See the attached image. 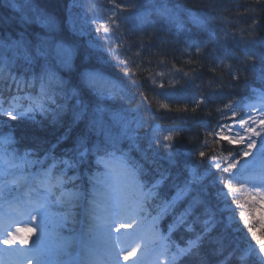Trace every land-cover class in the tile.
<instances>
[{"label": "snow or ice", "instance_id": "snow-or-ice-1", "mask_svg": "<svg viewBox=\"0 0 264 264\" xmlns=\"http://www.w3.org/2000/svg\"><path fill=\"white\" fill-rule=\"evenodd\" d=\"M28 2L29 0H25L26 4ZM150 2L152 7L146 14L155 12L178 29L183 28V21L175 9L168 7L167 0ZM12 7L20 13V22L24 29L14 36L11 33L7 36L0 35V83L9 81V92L13 85L16 89V94L10 95L7 99L0 93V116H7L9 120L15 121L18 118L34 120L36 113L44 116L50 114L53 122H56L57 118L69 109L70 102L74 101L71 105L73 123L83 122L88 135L82 134L78 138L77 148L74 150L75 157L61 160L51 157V162L48 163L47 155L40 159L34 152L25 151L20 154L16 148H10L16 143L14 128L6 121H0V202L9 209L0 217V244L11 247L17 241L21 245L28 243L26 237L17 234L33 229L16 227L17 234H13L11 231L15 223L13 213L26 217L25 224L35 220L37 216L40 218V223L36 225L40 228V237L33 247L27 251L0 249V264H19L18 258L26 259L29 254L33 255L37 264H53L51 260L53 250L46 245V239L53 234L49 226L55 229L74 223L76 214L73 210L81 206L85 200L88 205L85 208L87 232L99 234L104 240V259L99 264H120L121 259L127 262L137 255L141 245L144 246V252L141 253V259L133 261V264H143V255L151 244H156L153 264H177L182 258L193 257H200L198 264H208L200 255L201 249L220 223L217 220V211L223 212L229 208L228 197L238 191L233 186V181L264 189V91L258 93V104L244 105L248 112L239 120L234 118L241 110V102H237L235 107L229 103L224 109L218 108L217 111L221 112L220 120L231 119L232 123L218 121L215 127H205L206 136L214 139L210 143L205 138L196 151H179L172 143L183 129L170 128L167 134L162 136L159 134L161 129H153L149 148L152 144H160L167 149L168 163L182 165L185 179L182 185L176 186L175 195L171 199L156 205V215L151 216L149 220L150 202L158 197V189L167 177L161 173L160 179L150 186L146 185L140 179L143 166L130 156L133 148L140 151L138 130L143 126V118L138 114V109L106 106L104 103L118 96L126 98L125 88L117 81L105 77L99 69L87 66L85 64L88 60L87 55L81 59L83 70H78L73 62L77 46L74 43H66L67 37L60 33L55 18L43 14L36 8H31L32 15H29L24 7L16 3H13ZM132 7L135 8L137 5L133 4ZM115 16L116 13L112 12L108 17L111 26L107 23L102 26L104 33H120V24L113 19ZM189 19L197 25L206 23L196 16H190ZM32 24L44 32H29L27 26ZM96 31L99 32L100 28ZM105 40L116 43L117 48L124 47V41L121 39L106 36ZM89 47L95 48L96 44L89 42ZM128 50L130 51V48ZM109 55L116 59L117 65H125V76L129 71L133 75L136 74L129 59H121V54L115 50H109ZM139 67V64H136V68ZM13 69H17L20 75ZM74 71V82L61 75L62 72L71 75ZM156 75L163 76L164 73L157 72ZM184 75L187 76L188 73ZM148 79L153 85L158 84L162 89L165 87L163 82L158 83L152 76ZM261 79H264V72ZM25 89L37 91L33 93L24 91ZM156 95L163 96L170 103L180 102L174 99L175 93ZM207 99L193 97L192 102L198 107L201 104L206 105ZM144 100L147 102L148 97L144 96ZM148 107H152L151 103ZM196 107L192 108L193 112L196 111ZM254 107L259 110L258 116L251 112ZM160 108L171 111L169 104H161ZM183 111L187 112V107ZM4 128L8 131L4 132ZM92 136L95 139L91 141L90 149L87 145ZM253 137L259 138L256 155L252 161H246L238 172H233L240 163L237 157H247L251 155V149L256 148L257 139ZM125 141L128 142L127 151L122 148ZM221 142L228 145L239 144L243 147L235 153L230 148H222L219 152L212 148L216 159L211 161L210 168L217 171L212 173L209 168L206 173L200 172L206 151L212 145ZM225 152L227 155H224ZM90 153L95 155L94 163L97 167L88 176L90 187L85 188L82 184L76 183L81 180L78 173L73 175L68 173L69 170L78 169ZM197 155L201 158L200 161H197ZM142 159L147 160L146 154H142ZM101 166L104 169L102 172L99 170ZM223 173L228 175L225 176ZM209 176L212 177L211 186L222 185L215 192L216 204L208 194L210 185L205 183ZM13 192L15 195L9 200L8 196ZM193 192L197 195L191 196ZM261 199L264 200V193H261ZM220 204H223L222 208ZM54 205L63 211L54 212ZM180 205L183 206L177 210ZM169 214L172 215V220L168 225V235H163L157 225ZM243 215L241 213L242 219ZM128 228L133 230L121 232L122 229ZM179 229L190 235L184 246L176 244L175 250H172L171 235ZM113 230L121 235L114 237ZM252 235L256 238L254 232ZM215 243L217 246L213 248V254L221 257L217 264H233V261L235 264H246L248 255L254 251V246L249 242L247 252L230 251L225 254L223 237H217ZM256 243L261 245L259 253H264V244H261L259 238H256ZM71 244V238H62L58 247L66 250ZM92 255L95 253L92 252ZM56 264L60 262L57 261ZM91 264H95V261ZM259 264H264V260H260Z\"/></svg>", "mask_w": 264, "mask_h": 264}, {"label": "trees", "instance_id": "trees-1", "mask_svg": "<svg viewBox=\"0 0 264 264\" xmlns=\"http://www.w3.org/2000/svg\"><path fill=\"white\" fill-rule=\"evenodd\" d=\"M13 3L24 5L29 15H32L30 9L36 8L43 14L55 18L60 33L67 37L66 43H74L77 46V54L73 62L78 70H83L81 59L87 55L88 60L85 61L87 66L99 69L105 77L117 81L125 88L126 98L118 96L104 103L106 106L138 109V114L143 118V126L138 130L140 151L133 148L130 156L143 166L140 179L146 185L150 186L160 179L161 173L167 177L158 189V197L150 202L149 211L152 210L151 212L156 213L157 204L171 199L175 195L176 186L182 185L185 179L182 165L168 163L167 149L160 144H152L149 148L153 129H161L159 133L161 136L167 134L170 128L183 129L172 143L179 151H196L205 138L210 143L214 139L206 136L205 127H215L218 121L232 123L231 119L220 120L221 112L217 111L218 108L224 109V106L229 103L235 107L237 102H241V110L237 112L236 117L243 116L248 112L244 105L258 104V93L264 91V79H261L264 72V59H262L264 58V0H167L168 7L175 9L183 21L181 29L155 12L146 14L152 7L150 0H126L123 5H119V8L114 6L115 10L110 8V5L117 3L116 0H88L81 6L78 0H29L27 4L25 0H0V35L7 36L11 33L14 36L16 34L9 27L10 24L5 21L8 16L14 19L12 23L18 27V31L24 29L20 22V13L6 9V6ZM133 4L137 7H132ZM112 12L116 13L113 19L120 24V33H104L103 31L102 26L106 23L111 26L108 17ZM190 16L199 17L206 23L193 24L189 19ZM97 28H100L99 32L96 31ZM27 29L29 32H44L35 24L28 25ZM106 36L123 40L124 47L117 48L116 43L105 40ZM89 42L96 44V47L90 48ZM109 50L120 53L121 59H129L136 74L133 75L129 71L125 76V65H117L116 59L109 55ZM136 53L139 55L137 56ZM136 64L140 67L136 68ZM13 71L20 75L17 69ZM157 72H163L164 75L157 76ZM184 73L188 75L185 76ZM61 75L74 82L75 71L71 75L63 72ZM149 76L155 78L158 83L163 82L165 87L162 89L158 84L153 85L148 79ZM8 84L9 81L0 83V93L6 99L16 94L14 85L11 92L8 91ZM24 91L35 93L37 90L25 89ZM156 93H175L174 99L180 102L170 103ZM144 96L148 97L147 102ZM193 97L208 98L206 105L201 104L196 107L192 102ZM149 103L152 105L151 108L148 107ZM72 104L74 101L70 102L69 109L61 114L56 122H53L50 114L44 116L36 113L34 120L18 118L15 121L9 120L7 116H0V121H6L14 128L16 143L10 148H16L20 154L25 151L34 152L40 159L47 155L48 163L51 162V157L57 160L75 157L74 150L77 148L78 138L82 134H88L83 122L73 123ZM161 104H169L171 111L160 108ZM185 107L188 109L187 112L183 111ZM193 107H196L195 112L192 111ZM254 110L256 111L257 108H252L251 112ZM3 131L7 132L8 129L4 128ZM94 139L95 137L92 136L88 141L87 146L90 149L91 141ZM242 147L243 145L238 144L237 146L228 145L226 142L212 145L201 162L200 172L206 173L211 161L216 159L212 148L215 152L221 151L222 148H230L235 153ZM122 148L125 151L128 150L127 141L122 144ZM257 151L258 149L253 148L251 155L237 157L240 163L233 172H238L246 161H252ZM142 154H146L147 160L142 159ZM224 155H227V152ZM196 159L201 160L198 155ZM94 161L95 155L90 153L78 169L69 170L68 174L78 173L81 180L76 183L88 188L90 187L88 176L97 167ZM99 170L104 171L102 166ZM210 171L216 173L217 170L210 168ZM223 175L228 174L223 173ZM211 179L212 177L209 176L205 183L210 185ZM233 186L238 191L228 197L229 208L223 212L217 211V220L220 223L210 238L204 242L200 255L207 260L208 264H217L221 257L213 254V248L217 246L216 238L223 237L225 254L230 251L246 252L248 243L251 242L254 251L248 255L246 264H259L260 260H264V253H259L261 245L256 243V238H259L261 244H264V200L261 199L264 189L253 188L248 183L240 184L235 181ZM219 187L222 185L215 187L210 185L208 188V194L211 195L214 204L217 203L215 192ZM14 195L15 192L9 195L8 199H13ZM190 195L195 196L197 193L193 192ZM3 206L4 204L0 202V209ZM87 206V200H85L81 206L73 210L76 214L74 223L55 229L49 226L53 234L46 239V244L53 250L52 257L57 258L61 254L73 252L74 238L83 228L84 234H87L89 238L87 244L104 245V240L100 239L99 234L93 235L87 232L86 224H84L87 222V217L85 213L81 215ZM182 206H178L177 210ZM220 207L222 208L223 204H220ZM53 211L61 212L63 209L54 205ZM241 213L244 214L243 219ZM171 220L172 215L169 214L159 221V226L166 230L164 235H168L167 228ZM36 225L38 223L29 228L33 229L31 236L37 239L40 237V228ZM133 228L127 230L132 231ZM253 232L256 238L253 237ZM189 235L183 229L173 232L172 250H175L176 244L184 246ZM62 238L72 239V244L66 250L58 247ZM199 259L200 257L182 258L177 264H198Z\"/></svg>", "mask_w": 264, "mask_h": 264}, {"label": "rangeland", "instance_id": "rangeland-1", "mask_svg": "<svg viewBox=\"0 0 264 264\" xmlns=\"http://www.w3.org/2000/svg\"><path fill=\"white\" fill-rule=\"evenodd\" d=\"M76 3V2H75ZM79 4V3H78ZM259 115V113L258 114H256V116H258ZM236 120H239V119H236ZM257 130H259V129H257ZM254 139H257V145H256V148H255V150H257V149H259V138H256V137H253ZM236 145V144H235ZM5 213V212H4ZM4 213H2L1 215H0V217H2V215L4 214ZM13 219L15 220V223L13 224V226H12V228H11V231H12V229H13V227L14 226H17V224L18 223H23V221L25 220V217L24 216H20V215H17V214H15V213H13ZM12 233L13 234H15L16 232H15V229H14V231H12ZM23 233V232H22ZM19 233V234H17V235H23V236H28V235H30L32 232L31 231H29V232H27V231H25V233ZM18 245H21L20 243H19V241H17L16 242V244H14V245H12L11 247H8V246H6V245H4V244H0V249H7L8 251H12V249H17L18 248ZM35 261H37V260H35ZM25 262H27V260L26 261H23L22 262V264H29L28 262L27 263H25ZM32 263V262H31ZM19 264H20V262H19ZM53 264H56V263H53ZM61 264V263H60ZM62 264H75V260H72V259H69V260H66V261H64Z\"/></svg>", "mask_w": 264, "mask_h": 264}, {"label": "bare ground", "instance_id": "bare-ground-1", "mask_svg": "<svg viewBox=\"0 0 264 264\" xmlns=\"http://www.w3.org/2000/svg\"><path fill=\"white\" fill-rule=\"evenodd\" d=\"M79 1V5L81 6V5H83L84 3H86L88 0H78ZM117 1V3H114V4H111V5H113V6H111L110 5V8H112L113 10H115V8H114V5H123V3H124V1L126 2V0H116ZM7 7V8H6ZM4 6L3 5V9H7V10H9L10 12H14L15 11V9L12 7V5H8V6ZM22 7H24L25 8V6L23 5ZM117 8V7H116ZM6 20V22H7V24L9 23L10 24V28L13 30V32H18V27H16V25H15V23H12V22H14V19L13 18H10V16H8V17H6L5 18ZM11 30V31H12Z\"/></svg>", "mask_w": 264, "mask_h": 264}]
</instances>
